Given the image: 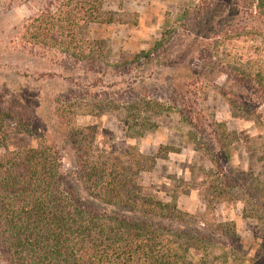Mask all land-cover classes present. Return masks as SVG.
<instances>
[{"label":"trees","instance_id":"obj_1","mask_svg":"<svg viewBox=\"0 0 264 264\" xmlns=\"http://www.w3.org/2000/svg\"><path fill=\"white\" fill-rule=\"evenodd\" d=\"M198 1L174 23L166 13L160 38L126 62L105 58L98 30L122 21L104 0L44 2L9 41L12 53L53 66L61 56L101 78L87 85L65 79L69 92L41 111L40 100L32 104L28 93L0 81V150L11 134L37 142L0 153V264H264V180L232 167L238 135L205 108L215 92L264 140V0ZM167 66L179 73L170 80V99L146 84L158 83ZM109 71L135 73L134 85L114 83L100 93L96 88ZM219 77L225 78L220 87ZM105 115L131 140H143L158 120L177 116L182 144L210 164L200 188L206 205L241 203L243 218L255 222L259 234L246 245L234 223L203 221L180 211L173 196L166 201L146 194L142 176L159 156L180 149L160 146L154 157L133 148L98 155L96 129L76 123ZM256 160L263 162L264 154Z\"/></svg>","mask_w":264,"mask_h":264},{"label":"rangeland","instance_id":"obj_2","mask_svg":"<svg viewBox=\"0 0 264 264\" xmlns=\"http://www.w3.org/2000/svg\"><path fill=\"white\" fill-rule=\"evenodd\" d=\"M47 1L52 0H38L31 4L23 0H0V81L6 82L10 91L19 87L28 93L32 104L40 100L42 104L40 111L46 110V105L49 106L55 96L69 92V82L65 79L71 78L78 84L87 85L101 78L96 74L89 75L85 64L75 65L61 56L53 59V62L58 63V66H53L44 61L31 60L12 53L9 41L18 36L25 21L41 10ZM198 2V0H104L106 9L117 12L118 18L122 21L121 24L98 30V36L105 39V58L111 63L126 62L135 54L146 51L166 29V13L169 14L170 24L174 23L177 15L182 13L187 5L194 6ZM176 69L172 66L161 69L158 83L146 80L149 90L155 92L153 94L156 96L170 99L172 97L170 80L179 75ZM25 73L32 77H22ZM42 73H51L55 76L51 79H39ZM109 73L110 75L103 79V86L96 88L100 93L110 92L111 89L108 87L114 83L125 82L124 87L134 85L135 73L127 77L114 76L113 71ZM215 83L220 87L225 83V78L219 77ZM205 108L209 116L212 115L217 122L223 123L229 131L238 135L239 151L234 154L232 167L246 172L252 170L254 176L264 180V161L256 160L264 154V140L254 124L241 117L232 116L222 98L215 92L208 94ZM177 120L175 115L158 120V128L143 140L125 138L122 125L108 115L97 118L81 117L77 119L76 124L79 127L96 129L94 145L98 155L120 156L128 148H133L142 155L154 157L160 146L172 145L180 149L178 153H170L166 157L159 156L154 167L142 176L141 185L146 194L167 199L166 201L173 196L180 211L203 221H214L216 224L234 223L237 233L246 245H249L259 234L257 224L243 218V206L239 202H213L212 206L206 205L200 188L210 164L203 155L189 147L185 148L181 142V135L176 130ZM36 147L37 142L30 136L11 134L0 153Z\"/></svg>","mask_w":264,"mask_h":264}]
</instances>
